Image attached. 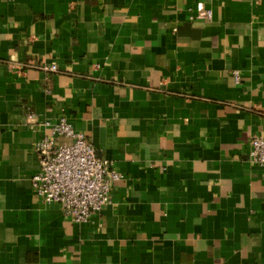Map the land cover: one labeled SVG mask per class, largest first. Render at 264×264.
Segmentation results:
<instances>
[{
    "label": "crops",
    "instance_id": "crops-1",
    "mask_svg": "<svg viewBox=\"0 0 264 264\" xmlns=\"http://www.w3.org/2000/svg\"><path fill=\"white\" fill-rule=\"evenodd\" d=\"M60 117L121 175L86 222L31 184ZM263 132L264 0H0V264H264Z\"/></svg>",
    "mask_w": 264,
    "mask_h": 264
},
{
    "label": "built area",
    "instance_id": "built-area-1",
    "mask_svg": "<svg viewBox=\"0 0 264 264\" xmlns=\"http://www.w3.org/2000/svg\"><path fill=\"white\" fill-rule=\"evenodd\" d=\"M210 15L205 12V17ZM43 69L57 67L52 63ZM233 78L238 80L237 72ZM43 125L49 132L34 143L39 169L31 178L32 188L42 201L58 204L72 221L86 222L110 202L112 184L121 175L110 160L96 155L86 134L76 131L65 117ZM248 158L264 166V132L250 138Z\"/></svg>",
    "mask_w": 264,
    "mask_h": 264
}]
</instances>
